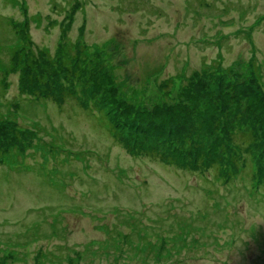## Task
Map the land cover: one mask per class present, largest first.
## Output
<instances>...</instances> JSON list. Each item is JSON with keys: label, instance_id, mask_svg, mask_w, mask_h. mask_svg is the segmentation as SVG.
Wrapping results in <instances>:
<instances>
[{"label": "rangeland", "instance_id": "rangeland-1", "mask_svg": "<svg viewBox=\"0 0 264 264\" xmlns=\"http://www.w3.org/2000/svg\"><path fill=\"white\" fill-rule=\"evenodd\" d=\"M0 264H264V0H0Z\"/></svg>", "mask_w": 264, "mask_h": 264}]
</instances>
